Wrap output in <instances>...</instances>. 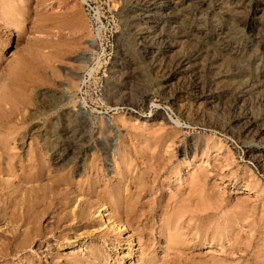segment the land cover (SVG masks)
Masks as SVG:
<instances>
[{"label":"rangeland","instance_id":"obj_1","mask_svg":"<svg viewBox=\"0 0 264 264\" xmlns=\"http://www.w3.org/2000/svg\"><path fill=\"white\" fill-rule=\"evenodd\" d=\"M0 103V264H264V0H0Z\"/></svg>","mask_w":264,"mask_h":264},{"label":"bare ground","instance_id":"obj_2","mask_svg":"<svg viewBox=\"0 0 264 264\" xmlns=\"http://www.w3.org/2000/svg\"><path fill=\"white\" fill-rule=\"evenodd\" d=\"M199 3V2H198ZM94 45V44H93ZM0 106L3 108V106L1 105V103H0ZM3 109H6V108H3ZM7 111H8V108L6 109ZM5 110V111H6ZM10 110V109H9ZM6 111V112H7ZM2 113V112H1ZM0 113V114H1ZM4 113V112H3ZM8 114H9V111L7 112ZM6 113V114H7ZM5 114V113H4ZM5 114V115H6ZM82 117L83 118H86L85 116V112H83L82 111ZM3 115V114H2ZM1 115V116H2ZM5 115H3L4 117H5ZM11 115L9 114V117H10ZM4 117H2V118H0V121L4 118ZM7 117H8V115H7ZM6 117V118H7ZM8 117V118H9ZM12 117V116H11ZM6 118H5V121H6ZM9 119H11V118H9ZM14 119V118H13ZM13 119H11V120H13ZM4 121V120H3ZM14 121V120H13ZM2 122V121H1ZM8 122V120L6 121V123ZM10 123H11V121H9ZM8 122V123H9ZM3 124V123H2ZM11 127V126H10ZM10 127L8 128L9 129V132L7 133L6 132V135L5 136H3V133H0V222L2 223V221H4V219H6V217L7 216H9V218L11 219V223L9 222V220L10 219H8L7 221H8V223H10V225L11 224H13V225H11L12 226V231H11V228L9 227V229H10V231L12 232L11 234H12V236H11V238H12V240H9L8 241V239H6L7 241L5 242L4 241V243H0L1 244V248L2 249H0V250H2L3 252H5V253H7V252H9V251H7V250H11V251H15V252H18V251H21V249L23 248H21V244L19 243H17V240L19 239V237L22 235L23 237H21V238H24V236L26 237V239L24 240V241H22V244L23 245H30V243L32 242L33 243V241H31L30 242V240H27V237L29 238V237H31L32 236V238L33 237H35V239L37 238V237H39L40 238V236H41V231H40V229H38L37 228V226H35V224H33L32 222H30V219L32 218V220H33V222H34V220L35 219H33V217H32V215H34V218H36V216L37 215H35L36 214V212H35V214H34V212H33V214H32V211L34 210L33 208H34V203H37V205L39 204L38 203V201H36V202H28V200H30V195L28 196L29 197V199L27 200L26 198V200L25 199H23V202L21 201L22 199H19V187H18V185L20 186V184L22 183V181H20V180H23V178H25V175H28V173L30 172V174L28 175V176H30V177H28V179H31V178H33L34 177V179H31L32 181L33 180H35L36 178H41V176H42V174L44 175V171L41 173V176H40V174H38V173H35L36 175H34V173H31V171L32 172H34V170L32 169V167L34 166V165H36V163L35 162H38V160L36 161V159H33V158H31L32 160H34V162L32 161V160H30V162H31V164H32V162H33V164L32 165H30L29 164V162L27 161V163L29 164H26V165H28L29 167H27L26 166V168H23V167H25V165L23 166V167H21V168H23V170L24 169H26V172H27V168H31V170H29L28 171V173H24L25 175H22V173L23 172H25V171H23L22 173H21V175H19L18 176V173H17V176H18V180L21 182L20 184H19V181H17L18 182V185H16L17 187H14L13 185H10V183H12L13 181H11V179L9 180V181H11L10 183L9 182H7L8 181V179H7V181H6V179L5 180H2L3 179V177L5 176V175H7V174H10V175H13L14 174V172L17 170H14L16 167L12 164V161H14V160H12V161H9V160H11V155H9L8 156V154L7 153H9L8 151H7V149L9 148H7L6 149V144L7 143H10L9 142V140H12L13 138H14V133H16V132H18V130H16L17 129V127H13L12 129L14 130L15 128V130L14 131H16V132H14V131H12V129H11V131L12 132H14V133H10ZM2 131V130H1ZM4 134H5V132H4ZM15 135H17V133L15 134ZM18 135H19V133H18ZM15 138H16V136H15ZM14 138V139H15ZM22 139V138H21ZM13 141H16V140H13ZM8 145V144H7ZM9 146V145H8ZM7 152H6V151ZM48 152H51V151H48ZM72 152V151H71ZM74 153H77V154H80V153H86V152H88V151H73ZM51 153H53V152H51ZM7 154V155H6ZM9 154H11V152L9 153ZM13 154H15V153H12V155ZM54 154V153H53ZM5 155L7 156V157H10V159H8L7 157V161H9V163H7V165L5 164L4 165V162L6 163V161H3L4 160V158H5ZM16 155V154H15ZM14 155V156H15ZM55 155V162L57 161L58 163H60L61 161H63L64 159H65V156H66V154L65 153H55L54 154ZM40 156V155H39ZM14 159H15V157H13ZM16 158H17V156H16ZM28 160V159H27ZM67 161V160H66ZM14 164H15V162H13ZM25 164V163H24ZM61 164V163H60ZM23 165V164H22ZM30 166H32V167H30ZM35 167V166H34ZM39 169H42V167L41 168H39ZM38 169V170H39ZM37 170V171H38ZM43 170V169H42ZM41 170V171H42ZM77 170V169H76ZM91 170V169H90ZM89 170V171H90ZM20 171V170H19ZM21 171H22V169H21ZM40 171V172H41ZM75 171V170H74ZM32 174V175H31ZM38 174V175H37ZM74 174V173H73ZM16 177V179H17V176L16 175H13V177ZM42 177H44V176H42ZM13 179H15V178H13ZM42 179V178H41ZM27 179H25V181H26ZM31 180H29V182H28V184L30 183V181ZM28 181V180H27ZM35 181H37V179L35 180ZM38 181H39V179H38ZM88 181V180H87ZM23 182H24V180H23ZM56 182H58V181H56ZM14 183V182H13ZM12 183V184H13ZM34 183V182H33ZM83 183V182H82ZM15 184V183H14ZM25 184V183H24ZM24 184H21V185H23V186H25V187H27L28 185H24ZM81 184V183H80ZM89 184H90V182H89ZM71 184H69L68 186H70ZM74 185H76V184H74ZM73 185V186H74ZM13 186V187H12ZM77 186V185H76ZM75 186V187H76ZM79 186H81V189L83 190V188H87L88 187V182H87V186H85L84 187V185L83 184H81V185H79ZM22 187V186H21ZM25 187H22L23 189H25ZM33 187V186H32ZM31 187V188H32ZM34 187H36L35 188V191H33V189H31V191L30 190H28V191H30V192H39V193H42V191H40V190H43V188L41 189L40 188V186H39V191H37L38 190V187H37V185H35ZM71 187H72V185H71ZM70 187V188H71ZM75 187H73V188H75ZM27 188H29V186L27 187ZM73 188L71 189V191L73 190ZM85 188V189H86ZM66 190H67V188H65ZM69 189V188H68ZM80 189V188H79ZM80 189V190H81ZM88 189V188H87ZM26 190V189H25ZM65 190V191H66ZM77 190V188H75V190H74V192ZM95 190V189H94ZM22 191V190H21ZM21 191H20V193H21ZM70 191V190H69ZM68 190L66 191V192H69ZM70 191V193L69 194H71V193H73L74 194V192H71ZM79 191V190H78ZM78 191H76L77 193H78ZM87 191V190H86ZM25 193H27V191H24ZM45 192V191H44ZM75 192V193H76ZM83 192H85V191H83ZM17 193H18V196H17ZM48 196L47 197H49L50 199H49V201L50 200H52V203H56V201H57V199H56V201L54 202L53 200L55 199L54 197V199L52 198V197H50L49 196V194L47 193V192H45ZM44 193V195H42V199L45 197V194ZM80 193V192H79ZM87 193V195H88V192H86ZM31 194V193H30ZM34 193H32V196H35V195H33ZM36 194V193H35ZM94 194H96V192H94ZM21 195V194H20ZM26 197H27V194H24ZM68 195V194H67ZM93 195V194H92ZM41 196V195H40ZM44 196V197H43ZM27 197V198H28ZM36 197H37V195H36ZM35 197V198H36ZM47 197H45V199H43L44 201H47L48 199H47ZM20 198H24V196L22 197H20ZM31 198H34V197H31ZM52 198V199H51ZM38 199V198H37ZM130 199V198H129ZM26 201V204L28 203L30 206L31 205H33V208H32V206L31 207H29V205L27 204V206H26V204L25 205H23L24 207H25V209H24V211L23 212H21V211H19V208H18V206H19V204H23L25 201ZM32 201H33V199H31ZM21 201V202H20ZM40 201V203H41V201L42 200H39ZM48 201V202H49ZM59 202V201H58ZM57 202V203H58ZM32 203V204H31ZM42 203H43V201H42ZM60 203V202H59ZM51 204V203H50ZM37 205H35V206H37ZM41 205V204H40ZM39 205V206H40ZM22 206V207H23ZM49 206H51V205H49ZM129 206H130V204H129ZM21 207V206H20ZM38 207V206H37ZM47 209L48 208H50V207H47V206H45ZM52 207V206H51ZM31 208V209H30ZM40 208H42L41 206H40ZM132 208V207H131ZM33 209V210H32ZM42 209H44V212H45V208H44V204H43V208ZM46 209V210H47ZM29 210H31V214H30V216H31V218L28 220L26 217H28L29 215V213H28V211ZM38 210H40V209H38ZM38 210H34V211H37V213H39L40 215H42L40 212H38ZM49 211V213H48V215L49 214H52L51 212L52 211H54L53 210V208H52V211H50V210H48ZM47 211V212H48ZM99 211V210H98ZM44 215H46V212L45 213H43V215L42 216H44ZM58 215V214H57ZM29 216V217H30ZM62 216V215H61ZM28 217V218H29ZM38 218H40L39 216H37ZM102 217L104 218L105 216L102 214ZM37 218V219H38ZM61 218H63V217H61ZM28 221H27V220ZM37 219L35 220V222H37ZM58 219L60 220V216L58 217ZM40 220H41V218H40ZM62 221V220H61ZM39 222V221H38ZM37 222V223H38ZM0 223V224H1ZM19 223L21 224V223H23V225H26V226H24V229H22V227H20V226H18L19 225ZM40 223V222H39ZM106 223H107V220H106ZM9 225V224H8ZM9 225V226H10ZM38 225H40V224H38ZM17 226H18V228L20 227L21 229H22V232H20L19 230H18V228H17ZM26 227V228H25ZM39 227V226H38ZM40 227H41V225H40ZM43 227V226H42ZM43 229H44V227H43ZM42 229V230H43ZM23 230H24V232H23ZM45 231V230H44ZM42 236H44V234L42 235ZM45 237V236H44ZM10 238V239H11ZM20 238V239H21ZM32 240V239H31ZM20 241V240H19ZM18 241V242H19ZM31 243V244H32ZM21 249H20V248ZM28 247V246H27ZM20 249V250H19ZM23 251V250H22ZM25 251V250H24ZM14 252V253H15ZM1 253V252H0ZM10 253V252H9ZM12 254V253H11ZM11 254H10V256H11ZM16 254V253H15ZM17 254H19V253H17ZM16 254V255H17ZM1 255V254H0ZM5 255V254H4ZM8 255V254H7ZM2 256V255H1ZM9 256V255H8ZM3 257V256H2ZM6 257V256H5ZM1 259H5V258H1Z\"/></svg>","mask_w":264,"mask_h":264}]
</instances>
